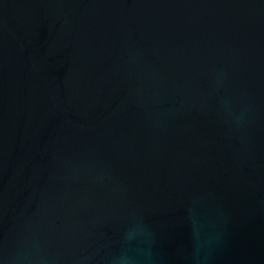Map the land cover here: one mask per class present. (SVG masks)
Masks as SVG:
<instances>
[{"label":"water","instance_id":"95a60500","mask_svg":"<svg viewBox=\"0 0 264 264\" xmlns=\"http://www.w3.org/2000/svg\"><path fill=\"white\" fill-rule=\"evenodd\" d=\"M0 264H264V0H0Z\"/></svg>","mask_w":264,"mask_h":264}]
</instances>
